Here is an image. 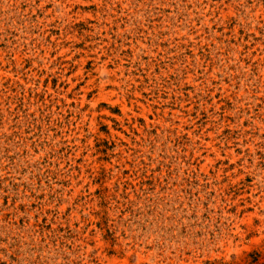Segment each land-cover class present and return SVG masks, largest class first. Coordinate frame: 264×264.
<instances>
[{
	"label": "rangeland",
	"instance_id": "rangeland-1",
	"mask_svg": "<svg viewBox=\"0 0 264 264\" xmlns=\"http://www.w3.org/2000/svg\"><path fill=\"white\" fill-rule=\"evenodd\" d=\"M0 264H264V0H0Z\"/></svg>",
	"mask_w": 264,
	"mask_h": 264
}]
</instances>
